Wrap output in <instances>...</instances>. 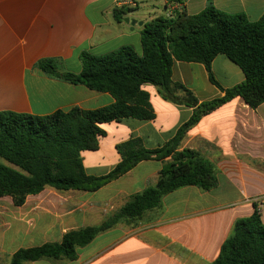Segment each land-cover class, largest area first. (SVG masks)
Wrapping results in <instances>:
<instances>
[{
  "label": "crops",
  "instance_id": "crops-1",
  "mask_svg": "<svg viewBox=\"0 0 264 264\" xmlns=\"http://www.w3.org/2000/svg\"><path fill=\"white\" fill-rule=\"evenodd\" d=\"M151 1L155 0H0V112L45 116L113 104L110 93L50 77L36 65L42 59H54L61 72L79 74L86 52L103 56L131 46L141 55L144 25L164 17L156 16L158 8L139 12L140 4ZM163 4L166 17L181 9L196 15L209 4L227 14L244 13L252 21L264 14V0H163ZM120 7L131 12L117 22L113 11ZM126 18L137 23H126ZM212 72L224 89L245 80L241 68L223 54L212 62ZM172 78L199 102L224 95L210 82L201 63L175 61ZM142 89L150 96L155 119L125 118L100 124L106 136L100 139L99 149L82 153L88 175H106L117 166L121 160L117 145L140 138L146 148H158L192 116V107L164 99L156 86L144 84ZM182 148L214 164L218 186L211 191L191 186L167 194L161 206L141 220L121 221L80 248L71 264H211L235 222L250 217L255 205L264 223V104L252 109L236 97L190 129ZM163 166L160 161L141 162L98 190L106 191L101 196L87 198V193L95 192H78L95 214L125 198L122 207L132 195L154 186ZM55 191L46 188L30 195L21 207H15L10 196L0 197V264H11L19 249L61 242L68 231L86 227L74 210L62 214L50 206L53 201L48 195ZM58 200L62 205L69 202L63 196ZM43 260L26 264L58 262Z\"/></svg>",
  "mask_w": 264,
  "mask_h": 264
},
{
  "label": "trees",
  "instance_id": "trees-1",
  "mask_svg": "<svg viewBox=\"0 0 264 264\" xmlns=\"http://www.w3.org/2000/svg\"><path fill=\"white\" fill-rule=\"evenodd\" d=\"M129 12L127 7L115 8L114 18L121 22ZM219 54L241 68L243 82L224 89L216 81L212 62ZM81 61L79 74L61 72L54 59H42L36 68L50 77L110 93L114 103L95 110L74 108L45 116L0 112V197L10 196L14 206L21 207L28 196L49 187L58 192H97L141 162L160 161L164 166L154 186L132 195L101 225L70 230L61 242L19 249L11 264L76 260L80 248L121 221L141 220L147 212L159 208L167 194L191 186L203 191L215 189L218 178L214 164L182 148V142L204 116L236 97L252 109L264 104V14L252 21L244 13L227 14L212 4L196 15L181 9L172 17H157L144 25L141 55L133 47L123 46L103 56L83 53ZM175 61L203 64L210 82L224 95L199 102L191 90L173 80ZM144 84L156 86L170 102L192 107V116L158 148H146L140 138L117 145L121 157L117 166L106 175H88L82 153L99 149L100 139L106 136L100 124L125 118L155 119L150 96L142 89ZM211 264H264V223L256 205L250 217L235 222Z\"/></svg>",
  "mask_w": 264,
  "mask_h": 264
},
{
  "label": "rangeland",
  "instance_id": "rangeland-1",
  "mask_svg": "<svg viewBox=\"0 0 264 264\" xmlns=\"http://www.w3.org/2000/svg\"><path fill=\"white\" fill-rule=\"evenodd\" d=\"M164 4H163V0L159 1H151L149 2V5L146 4H140V9L139 12L143 13L148 9H154V8H158L159 11H157V15L156 16H165V9L163 8ZM148 8V9H147ZM151 186V185H149ZM50 188V187H49ZM53 189V188H52ZM106 191H102V192H95V193H87L86 197L87 198H91V197H97V196H101L103 194H105ZM182 194V193H180ZM179 194V195H180ZM184 194V193H183ZM81 193L78 191H67V192H53L52 194L48 195L52 201L53 204H50L51 207L56 208L58 213H65L68 211H73V213H77L79 214L77 217L79 218L81 224H84L85 226H92L95 224L101 225L103 222H105L108 218L112 217L114 214H116L121 207L122 202H124L125 198H120L117 200V202L115 204H111L101 210H97L96 214L94 213V211H90V208L92 207L89 203L84 202V200H82L81 197ZM46 196V195H45ZM60 196H63L65 198L69 199V202L67 204H57V202H59L58 198H60ZM169 200H167L168 202ZM97 217V218H95ZM43 261L45 262H49L51 260L49 259H44ZM43 262V263H45ZM68 260H58V262H54V264L58 263V264H68ZM70 263V262H69ZM72 263V262H71ZM70 263V264H71Z\"/></svg>",
  "mask_w": 264,
  "mask_h": 264
},
{
  "label": "water",
  "instance_id": "water-1",
  "mask_svg": "<svg viewBox=\"0 0 264 264\" xmlns=\"http://www.w3.org/2000/svg\"><path fill=\"white\" fill-rule=\"evenodd\" d=\"M125 22H126V23H129V22H131V23H132V25H134V24H136V23H137L135 20H131V21H130V19H129V18H126V19H125ZM142 24H143L142 22H141V23H139V25H142Z\"/></svg>",
  "mask_w": 264,
  "mask_h": 264
}]
</instances>
